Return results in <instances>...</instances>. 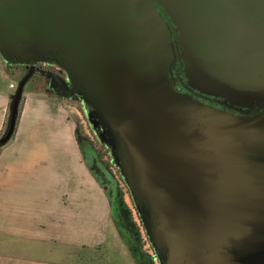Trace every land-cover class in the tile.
Segmentation results:
<instances>
[{
    "label": "water",
    "instance_id": "95a60500",
    "mask_svg": "<svg viewBox=\"0 0 264 264\" xmlns=\"http://www.w3.org/2000/svg\"><path fill=\"white\" fill-rule=\"evenodd\" d=\"M0 54L66 72L160 264H264V0H0Z\"/></svg>",
    "mask_w": 264,
    "mask_h": 264
},
{
    "label": "crops",
    "instance_id": "0c3cea01",
    "mask_svg": "<svg viewBox=\"0 0 264 264\" xmlns=\"http://www.w3.org/2000/svg\"><path fill=\"white\" fill-rule=\"evenodd\" d=\"M14 85L15 78L0 64V131ZM41 94L34 88L26 91L15 136L0 148V223H12V216H43L51 233L65 232L61 242L45 231L29 237L33 254L56 256L58 248L73 250L67 239L75 232L91 242L89 248L114 255L118 250L137 264L115 224L109 194L83 152L76 118L65 104ZM19 238L0 232V262L13 254L10 247ZM41 244L46 248L40 249ZM32 259L41 264L35 256Z\"/></svg>",
    "mask_w": 264,
    "mask_h": 264
},
{
    "label": "rangeland",
    "instance_id": "374dc122",
    "mask_svg": "<svg viewBox=\"0 0 264 264\" xmlns=\"http://www.w3.org/2000/svg\"><path fill=\"white\" fill-rule=\"evenodd\" d=\"M0 64L1 66L4 65L1 57H0ZM174 67L177 68V65L175 64ZM19 72H20L19 79L21 80L24 75V71L21 68L19 69ZM42 85L43 86L40 87L39 89L43 90L44 81ZM17 86H18V83L15 85V88L13 89L11 93V97L15 93ZM29 87H27L26 89L30 90ZM32 88L37 89L33 85H32ZM41 96L46 97V95L44 94H41ZM10 103H11V98H10ZM63 104L66 105L69 112L72 113L74 118H76V122L81 131V135L83 138L86 139L88 147L90 148L92 146L97 152H99L100 156L104 158V161H106L109 165H112V164L114 165L112 152L109 149V147H107L105 143L102 142L101 140L102 133L100 131L101 129H97L95 127V124H94L95 117L93 118V121H91L92 118L90 117H92L93 114L91 110L87 107L85 102H83V100H81L77 96V99L74 98L69 101L65 100L63 101ZM23 106H24V103L21 105V112L23 110ZM6 129L7 127L4 126L3 129L0 131V138L6 132ZM122 186L123 188L121 189L124 192L123 194L125 196L124 197L125 203L127 204L130 211L132 212L134 222H136V224L140 226V228L143 230L142 225H141V220L137 214V210L135 208L131 195L126 185H122ZM11 221L12 223H7V224L0 223V232L9 233L16 238H19L20 236L22 237V239L19 238L20 240L16 242L15 244L16 246L10 247V249L13 248L11 249L13 254H9L8 257H6L4 261L0 262V264H36L34 260L32 259V256H35L36 258H38V260L41 261V264H132L129 258L123 255L118 250H114L115 251V255H114V254L109 253V251L105 252L101 249H98L97 247L89 248L90 246L89 244H91V242L88 240H84L81 237L77 236L75 232L73 235L74 237L70 238L69 237L70 234H68L69 238L67 239L68 243L75 247L73 248V250L68 249L67 253H65L66 251L58 248L56 249V252H55L56 256H49L45 254L41 255L39 252H37V254L36 253L33 254V252L29 251L28 249V247L30 248L29 245L31 242L29 237H33L35 234H39L45 231L50 235L52 240L61 242L62 236L65 239V236H64L65 232L62 231L61 234L58 231L51 233L49 231L51 224L43 216L41 218L39 216H33V219H31L30 216L28 215L20 216L19 218H17L16 216H12ZM142 235H143L145 250L151 254H154L153 250L151 249L146 239L144 232L142 233ZM41 245L42 246L40 249L46 248L43 246V244ZM1 249H2V245H1V240H0V251Z\"/></svg>",
    "mask_w": 264,
    "mask_h": 264
},
{
    "label": "flooded vegetation",
    "instance_id": "af4514ba",
    "mask_svg": "<svg viewBox=\"0 0 264 264\" xmlns=\"http://www.w3.org/2000/svg\"><path fill=\"white\" fill-rule=\"evenodd\" d=\"M0 57H1L2 62L4 64L2 66L5 68V70L8 71V73L12 77L15 78L16 84L18 83V86H19V83L22 81V79L26 75H28L29 73L32 74L31 77L29 78V80L27 81L26 85H25L24 93H23L22 100L20 103L19 114H18V118H17V125L19 124L20 117H21V105L23 104L25 93L28 90L26 88L29 86H30L29 89H32V85H33L35 88H37L36 89L37 91L43 93L44 95L46 94L48 96H51L53 99H55L61 103H63V101H65V100L69 101V100L74 99V98L77 99V96L75 93L72 96L69 93V91L72 88L69 87L70 90L67 89L68 87L66 85H70V84H69L66 72L63 69L59 68L54 62L40 59V60H38L32 64H19V63H13V62L8 63L6 60H4L2 58L1 54H0ZM175 64L178 67V62H175ZM21 68L24 71V75H23L22 79L20 80L19 79V76H20L19 69H21ZM174 69H176V68L174 67ZM181 77L183 78L184 82H186L182 73H181ZM43 81H44V89L42 90L39 88L43 86L42 85ZM18 86H17V88H18ZM13 88H15V85ZM17 88H16V90H17ZM65 89H67V90H65ZM176 90L178 92H181V93L189 94V95L193 96L195 99L200 100L203 103L210 105L216 109L225 110L228 112H233L235 114H239L235 110L230 109L228 106V103H226L225 100H223L221 98H217V97L207 96V95L201 94L198 91H194L195 92L194 94L199 95V96H196V95L186 91V89L179 82L176 83ZM15 93H16V91H15ZM14 94L11 97V103H12V99H13ZM11 103L9 104V111H8L6 121H5V126H7V128L9 126V121H10ZM16 128H17V126H16ZM78 130H79L78 131L79 137L82 139L81 141L83 143V150H85V155L90 160L89 164L91 166H95V169L93 167L94 172L96 173V172H102L103 171V172H105V174H107V176H109V178H111V180H112L111 181L112 182V191H111V195L109 196L110 201H111L112 206L114 203V206L116 207L117 211L120 212L119 204H118L117 200H118V197H120V192L123 193V190L121 189V186H120V184L117 180L116 174H115V172H117V169L115 168V166L113 164L109 165L106 161H104V158H102L100 156L99 152H97L92 146L89 148L87 145L86 139L83 138L81 135V131L79 129V126H78ZM95 175H96L95 177L100 180V178L97 176V173ZM123 197H125L124 194H123ZM120 208H121V205H120ZM128 221H129V217H128ZM115 224L117 225L116 221H115ZM129 227L134 234L133 235L134 238L137 239V231L131 222L129 223ZM121 238L126 243V240L123 238V236H121ZM141 243H142V239H141ZM145 253H147V252L145 251ZM143 256H144V254H143ZM152 258H153V263L155 264L154 257H152ZM155 258H156V256H155Z\"/></svg>",
    "mask_w": 264,
    "mask_h": 264
},
{
    "label": "trees",
    "instance_id": "16d2710c",
    "mask_svg": "<svg viewBox=\"0 0 264 264\" xmlns=\"http://www.w3.org/2000/svg\"><path fill=\"white\" fill-rule=\"evenodd\" d=\"M117 202L119 204L120 212L117 211L113 203V211L115 212V221L117 222V226L119 228L121 235L126 240V243L132 250L135 260L138 262V264H154L153 258L149 254L145 253L143 249L139 229L137 228L136 222H134L132 212L130 211L127 204L125 203L122 192H120V197H118ZM120 205H121V208H120ZM137 214L141 220L140 214L138 212ZM128 217H129V221L132 223V225L135 227L137 231V239L134 238L133 236L134 234L129 227L130 222L128 221Z\"/></svg>",
    "mask_w": 264,
    "mask_h": 264
},
{
    "label": "built area",
    "instance_id": "2783aa9c",
    "mask_svg": "<svg viewBox=\"0 0 264 264\" xmlns=\"http://www.w3.org/2000/svg\"><path fill=\"white\" fill-rule=\"evenodd\" d=\"M114 172H115V171H114ZM115 174H116L117 180H118V182H119L121 188H123L122 185H125V184L123 183V181H122V179H121L119 173H118V172H115ZM122 183H123V184H122ZM123 193H124V192H123ZM141 225H142V223H141ZM137 226H138V225H137ZM138 228H139V230H140V234H141V239H142L143 249L145 250V245H144L143 235H142V233L144 232V234H145V236H146V239H147V241H148V243H149L151 249L153 250V252H155V251H154V248L151 246V243H150V241H149L148 236H147L146 233H145V230H144L143 225H142L143 230L140 228V226H138ZM145 251H146V250H145ZM146 252H147V251H146ZM147 253H148L151 257H154V262H155V264H160L159 260L155 258V255H154L155 253H154V254H151V253H149V252H147Z\"/></svg>",
    "mask_w": 264,
    "mask_h": 264
}]
</instances>
